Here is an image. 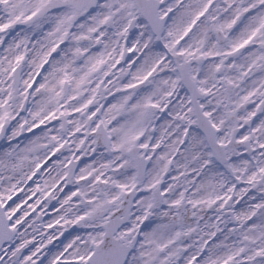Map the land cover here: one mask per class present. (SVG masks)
<instances>
[{
	"label": "snow or ice",
	"instance_id": "obj_1",
	"mask_svg": "<svg viewBox=\"0 0 264 264\" xmlns=\"http://www.w3.org/2000/svg\"><path fill=\"white\" fill-rule=\"evenodd\" d=\"M0 46V264H37L62 221L85 234L46 264H264V0H0ZM86 140L109 156L77 172ZM37 174L44 207L75 187L47 225L3 210Z\"/></svg>",
	"mask_w": 264,
	"mask_h": 264
},
{
	"label": "flooded vegetation",
	"instance_id": "obj_2",
	"mask_svg": "<svg viewBox=\"0 0 264 264\" xmlns=\"http://www.w3.org/2000/svg\"><path fill=\"white\" fill-rule=\"evenodd\" d=\"M127 55L130 56L131 53H128ZM118 67L119 66H117V68ZM133 71H134V69H133ZM160 76L163 77L164 74L161 73ZM127 79H129V78H126L125 82ZM113 91L115 92V89H113ZM31 99L32 98L29 97V100H31ZM111 100H112V97L109 96L108 101H111ZM246 107H247L248 111H251L254 106L253 105H247ZM242 114H243V110H242ZM21 115L27 116L28 114H27V112H22ZM255 122L259 123V119L257 117L255 119ZM54 127H58V125L56 124L55 121H53L51 124L41 125L40 129H34L32 133L25 131L24 133H22V135L20 137H18L15 141H13V143L19 144L21 147H23L24 144H26L28 142V140H30L33 137L34 134H39L40 131H43L46 129H52ZM246 131H247L246 125L243 128H240L238 135H237V139H239L240 135H242ZM55 134L56 133L54 131L50 133V135H55ZM77 135L80 139L84 138L83 131ZM6 146H7L6 141H0V148L6 147ZM84 147H86L88 149V154L80 155V159L75 161V163L77 165V168L75 170L77 172L79 171V169L81 167H84L86 164H92L94 160L98 161L97 164L95 165L96 167H99L100 164L106 162V160L101 157V154L103 153V155L105 157H108L109 154L107 152H105L102 144L92 145L90 141L86 140ZM92 148H96L95 153L92 152ZM62 151H63L65 156L71 155V153L68 152L67 148L63 149ZM73 151H75L74 147H73ZM240 152L245 157L247 156V154L243 152V148L240 149ZM77 154L79 155V153H77ZM60 158L63 159V157H60ZM236 162H239V161H236ZM24 170L27 171V168H25ZM54 174L55 173H53V175ZM176 174H177V172L175 170V166H173V171H172L171 175H166V177H165L166 183H172L171 176L176 175ZM5 175H8V174L5 173ZM107 175H111V172L107 173ZM45 176H46V174H45ZM117 178H120V177H117ZM14 182L15 181H13V183ZM37 183H39L41 185H43V183H44V180L41 179V176L39 174L34 176L32 178V180H29L26 184L21 183L18 186V190L16 191L15 195H13L12 199L4 205V209H5V211H8L12 207H14L16 204H20L21 208L17 211L14 219L18 218L20 215H23L24 211H28L29 215L27 217H25V219L28 222L35 220L38 225H47L49 222L54 221L58 217V213L54 209H59V207H60L59 200H62L64 198V196L69 195L71 191H75V187H74V185H71V184L70 185H64L61 182V184L58 185V188H63L64 191L59 194V197L57 200L51 201L50 203H48L47 207H44V199L45 198L41 197L38 193L36 196H32L31 191H30L32 189H35ZM81 183H83V182H81ZM7 187H9L7 182L0 181V193H4L6 195L5 189ZM245 187H247V185L242 184V183L238 184L237 185V191H239V189L245 188ZM191 191L192 190L190 189L189 194H191ZM30 196H31V199H29ZM259 196H260V193L256 189H249V191L244 196L235 198L233 201H230V203H232L234 205L233 210L239 212V211L247 210L249 204L258 203L259 202ZM250 197H256V199L252 200V199H250ZM37 199L41 200V204L36 205V211L33 212L32 209H30L28 207V205H35ZM25 200L27 201V203H24ZM237 200H239L238 203L236 202ZM77 203H78V201L76 200V198H73V204L75 205ZM60 214H62V213H60ZM226 214H227V210H226ZM204 215H205V219H208L209 217H211L213 222H217V221H215L214 210H207L206 213H204ZM37 216H39V219H37ZM217 223H219V222H217ZM61 225H62V227L61 226H55L53 228L41 227L40 230H42V231L44 229L45 230H59V232H61V231L64 232L66 230L71 229L73 226H75V225L63 224V221L61 222ZM233 226H234V224H232V223H230L228 225L229 228H231ZM220 227L224 228V224L221 223ZM20 231L21 232H25V231L31 232V231H33V229L31 227H29L28 224H22L20 226ZM83 233H85L84 229L82 231H79L78 233L71 234L66 240L73 238L76 234H83ZM29 238H31V235H29ZM222 238L223 237H221V239ZM37 241H38V239H37ZM228 242L231 243V239ZM25 254H27V250L25 251ZM44 262L46 264V258H44Z\"/></svg>",
	"mask_w": 264,
	"mask_h": 264
},
{
	"label": "rangeland",
	"instance_id": "obj_3",
	"mask_svg": "<svg viewBox=\"0 0 264 264\" xmlns=\"http://www.w3.org/2000/svg\"><path fill=\"white\" fill-rule=\"evenodd\" d=\"M122 43H123V41H122ZM0 52H2L3 53V48L0 50ZM27 70V69H26ZM117 69H114V71H116ZM162 74H164V73H162ZM59 250H61L60 248H57V249H55L53 252H51V253H49V255H51L52 253H54V252H57V251H59ZM48 256V255H47Z\"/></svg>",
	"mask_w": 264,
	"mask_h": 264
}]
</instances>
